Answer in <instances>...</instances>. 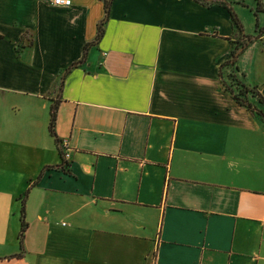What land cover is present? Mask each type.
I'll return each mask as SVG.
<instances>
[{"label": "crops", "instance_id": "obj_1", "mask_svg": "<svg viewBox=\"0 0 264 264\" xmlns=\"http://www.w3.org/2000/svg\"><path fill=\"white\" fill-rule=\"evenodd\" d=\"M105 15L0 0V264H264V122L218 75L240 35L226 7L114 0L64 75ZM239 65L264 96V34ZM58 98L71 173L39 178L62 162Z\"/></svg>", "mask_w": 264, "mask_h": 264}, {"label": "trees", "instance_id": "obj_2", "mask_svg": "<svg viewBox=\"0 0 264 264\" xmlns=\"http://www.w3.org/2000/svg\"><path fill=\"white\" fill-rule=\"evenodd\" d=\"M104 3V8L106 11L105 18L98 23L97 36L86 44L85 52L83 59L74 62L69 68L65 69L64 75L68 74L72 68L77 67L79 64L84 63L86 60L87 52L90 47L96 45L100 42L101 38L104 36V24L109 19L111 7L114 3V0H101ZM205 6H214L220 5L226 7L231 20L234 24V27L238 29L240 35L238 38L232 41L233 47L230 52V56L227 60H224L220 64V69L218 72L219 78L224 85V90L228 92L233 99H235L240 106L247 108L251 113H253L257 118L264 122V96L258 90L256 85L250 84L245 76V72L241 69L239 65V57L242 56L246 48L251 44L255 39H259L264 34V25L259 26L257 23V31L253 35H248L244 33L243 23L238 13L235 11V4H245V0H195ZM256 3L255 15L258 13H264V2L262 0H254ZM64 83V82H63ZM63 83H60V90L63 87ZM60 98L54 99L50 108V133L54 136L55 141L58 145V151L62 157V162L50 167H45L39 178L42 177L44 172L49 169H58L63 171V173H71L69 169V161L66 158V148L63 141L58 137L56 133V121L57 115L59 112ZM37 178V179H39ZM27 193H25L26 195ZM24 195V196H25ZM23 209H21L22 215V225L19 232V245L20 253L16 254L14 257H22L24 255V237L25 231L28 225V222L25 218V199H23Z\"/></svg>", "mask_w": 264, "mask_h": 264}, {"label": "rangeland", "instance_id": "obj_3", "mask_svg": "<svg viewBox=\"0 0 264 264\" xmlns=\"http://www.w3.org/2000/svg\"><path fill=\"white\" fill-rule=\"evenodd\" d=\"M253 0H246L245 1V5L244 4H239L235 7L238 8L239 11L243 12V14L245 15V20L247 22V24H251L252 26L256 23V18L257 15H255V8H256V3ZM253 3V8L250 7L251 4ZM259 16H261V18H263L264 14L263 13H258ZM249 22V23H248Z\"/></svg>", "mask_w": 264, "mask_h": 264}, {"label": "built area", "instance_id": "obj_4", "mask_svg": "<svg viewBox=\"0 0 264 264\" xmlns=\"http://www.w3.org/2000/svg\"><path fill=\"white\" fill-rule=\"evenodd\" d=\"M52 4L56 7H70L71 4H73V0H52ZM66 150V158L68 159L70 154H69V145L64 143Z\"/></svg>", "mask_w": 264, "mask_h": 264}]
</instances>
